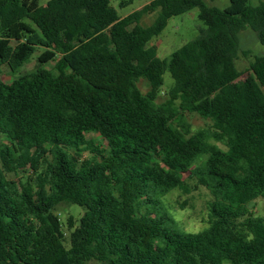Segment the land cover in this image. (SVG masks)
I'll return each instance as SVG.
<instances>
[{"label":"trees","instance_id":"trees-1","mask_svg":"<svg viewBox=\"0 0 264 264\" xmlns=\"http://www.w3.org/2000/svg\"><path fill=\"white\" fill-rule=\"evenodd\" d=\"M112 1L0 0V264H264V218L250 210L264 198V56L244 80L236 64L245 29L264 46V2L153 0L121 18ZM195 8L205 28L160 59L150 42ZM186 113L210 127L193 132ZM188 169L212 195L198 233L162 203ZM62 203L84 211L67 236Z\"/></svg>","mask_w":264,"mask_h":264},{"label":"rangeland","instance_id":"rangeland-1","mask_svg":"<svg viewBox=\"0 0 264 264\" xmlns=\"http://www.w3.org/2000/svg\"><path fill=\"white\" fill-rule=\"evenodd\" d=\"M51 1L52 0H39L40 8L44 9ZM151 1L153 0H134L131 5L123 9L118 7V0H113L111 5L117 10L119 17L124 18L129 14L140 10ZM205 1L208 3L207 0ZM261 2H264V0H249L250 5L252 6H256ZM228 5L229 0H220L217 7L225 9ZM198 15L199 11L195 8L182 16L172 18L163 33L150 42L151 46L156 47L157 56L160 59L169 58L173 52L193 40L198 36L199 31L205 28L203 23L199 20ZM154 17V14L144 16L141 20V25H150ZM240 47L242 51L250 52L247 57L240 53L239 59L236 62L238 69L244 72L242 78L244 80L250 75L249 63L252 56H264V46L258 42L255 33L247 28L240 34ZM41 53L42 49H38L31 59L25 63L21 69V73L34 71L38 67V57ZM52 66L53 63H49L45 67L49 69ZM13 79L14 78L9 74V70L4 67L1 80L10 83ZM172 85L173 80L169 72H166L164 75V86L160 91L158 103H162L166 100V93ZM138 87L143 94H146L150 89L148 83L142 79L138 81ZM184 119L186 123L190 125L193 132L208 129L211 124L208 120H205L196 114L186 113ZM90 137L95 138L104 144V141L98 136L89 135L88 138ZM88 155L89 154L86 152L83 154V157H87ZM183 178L186 188L170 191L162 198V203L182 232L198 233L209 226V204L212 201V195L208 189L197 184L196 179L191 175V169L184 171ZM8 179L17 180L14 175H8ZM250 210L256 217L264 218V198H259L254 201L250 206ZM83 212V209L79 206L67 203H62L56 207L55 214L60 218L66 236L68 235L66 227L67 220L70 217H73L75 223H78ZM87 264L99 263L92 261Z\"/></svg>","mask_w":264,"mask_h":264},{"label":"crops","instance_id":"crops-1","mask_svg":"<svg viewBox=\"0 0 264 264\" xmlns=\"http://www.w3.org/2000/svg\"><path fill=\"white\" fill-rule=\"evenodd\" d=\"M205 1V0H204ZM208 1V5H210V6H216L217 7V5L220 3V0H207ZM219 8V7H218Z\"/></svg>","mask_w":264,"mask_h":264}]
</instances>
